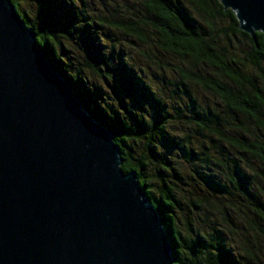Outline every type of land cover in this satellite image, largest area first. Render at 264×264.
I'll list each match as a JSON object with an SVG mask.
<instances>
[{"label":"trees","instance_id":"1","mask_svg":"<svg viewBox=\"0 0 264 264\" xmlns=\"http://www.w3.org/2000/svg\"><path fill=\"white\" fill-rule=\"evenodd\" d=\"M9 1L113 134L173 264H264V35L218 0H32L31 16Z\"/></svg>","mask_w":264,"mask_h":264},{"label":"water","instance_id":"2","mask_svg":"<svg viewBox=\"0 0 264 264\" xmlns=\"http://www.w3.org/2000/svg\"><path fill=\"white\" fill-rule=\"evenodd\" d=\"M264 35V0H218ZM0 0V264H173V252L113 134Z\"/></svg>","mask_w":264,"mask_h":264},{"label":"rangeland","instance_id":"3","mask_svg":"<svg viewBox=\"0 0 264 264\" xmlns=\"http://www.w3.org/2000/svg\"><path fill=\"white\" fill-rule=\"evenodd\" d=\"M30 1L32 2V4L29 6V3H30ZM30 1H28V2H26V6H25V4H23L22 2H20V4H21V7H22V9H24V8H26L27 10V14L29 13L30 14V16L31 15H33V13L32 12H34V4H33V1L32 0H30ZM97 3L99 2L98 0H95ZM121 3V2H120ZM197 18H198V20L201 22L202 20H201V17H199V16H197ZM108 33H110V32H108ZM111 34V33H110ZM225 43H226V40H224L223 39V45H225ZM240 48L241 49H244V46L242 45V46H240ZM126 51L128 52V53H130V54H133L134 53V48H131L130 46H127L126 47ZM157 86H155L154 88H156ZM189 88L192 90V92H193V96L196 98V100H197V102L198 103H200L201 105H203V106H205L206 105V103H211V101L212 100H214L213 99V97L211 96V95H209L208 93H205L204 91H202V90H200L199 88L197 89L195 86H193V85H189ZM232 151V149H230L229 148V155L231 156V157H236V153L233 151V152H231Z\"/></svg>","mask_w":264,"mask_h":264}]
</instances>
